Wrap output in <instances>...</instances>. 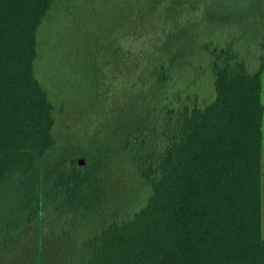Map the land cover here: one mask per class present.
Instances as JSON below:
<instances>
[{"label":"trees","instance_id":"obj_1","mask_svg":"<svg viewBox=\"0 0 264 264\" xmlns=\"http://www.w3.org/2000/svg\"><path fill=\"white\" fill-rule=\"evenodd\" d=\"M191 1L222 44L187 20L126 69L117 48H76L81 80L54 89L117 101L73 149L35 67L58 2L0 0V264H264V0ZM116 158L128 174L101 176Z\"/></svg>","mask_w":264,"mask_h":264},{"label":"rangeland","instance_id":"obj_2","mask_svg":"<svg viewBox=\"0 0 264 264\" xmlns=\"http://www.w3.org/2000/svg\"><path fill=\"white\" fill-rule=\"evenodd\" d=\"M57 2L58 4L51 10L52 17L47 27L48 33L50 32L49 48L44 57L35 63V67L39 79L43 76L47 77L44 84L55 106L52 132L58 141H70L73 149L95 140L93 126L111 113L117 101L107 100L104 108H98L92 105L89 97L91 93L88 91L86 98L80 100L66 96L67 93L61 95L54 89L57 85L58 88L67 90L69 84L81 80L80 73L75 72L80 68L81 63L76 48H80L79 46L84 48L85 44L94 51L105 50L110 46L117 48L119 50L116 51L120 52L117 54L118 58L121 59L118 66L126 69L132 61V52L138 55L143 49L156 48L151 45L155 40L159 45L164 44L168 35L182 29L187 20L196 23L194 32L197 42L209 40L219 45L230 35L227 32L228 27L213 29L202 20L198 9L189 10L191 0H57ZM113 37H116L114 44ZM241 48L249 50L244 42ZM123 51L132 54L129 53L124 57ZM251 52L256 53L254 44H251ZM138 60L140 66L145 64V59L138 58ZM63 61L67 62V67L59 69ZM112 66L113 64L110 63L109 68ZM261 80V97L264 102V71ZM50 81L54 83L53 86ZM63 82L65 85L62 86ZM85 84V81H82L84 87ZM202 91L204 92L205 89ZM262 131L261 176L264 182V115ZM80 157L84 158V156H76V159ZM83 160V163L79 164H84L85 158ZM127 164L122 158L110 159L101 176L107 177L108 180H119L125 173L128 174ZM262 193L264 195V190ZM262 235L264 236V221H262Z\"/></svg>","mask_w":264,"mask_h":264},{"label":"crops","instance_id":"obj_3","mask_svg":"<svg viewBox=\"0 0 264 264\" xmlns=\"http://www.w3.org/2000/svg\"><path fill=\"white\" fill-rule=\"evenodd\" d=\"M262 165V164H261ZM262 176H261V192L264 190V182H263V189H262ZM262 221H264V195L262 193Z\"/></svg>","mask_w":264,"mask_h":264},{"label":"water","instance_id":"obj_4","mask_svg":"<svg viewBox=\"0 0 264 264\" xmlns=\"http://www.w3.org/2000/svg\"><path fill=\"white\" fill-rule=\"evenodd\" d=\"M83 159H84V158H82V157L78 158V160H77L78 163H83V161H84Z\"/></svg>","mask_w":264,"mask_h":264}]
</instances>
